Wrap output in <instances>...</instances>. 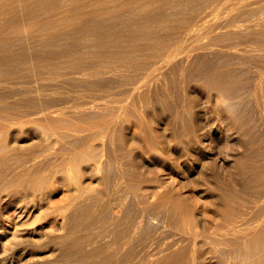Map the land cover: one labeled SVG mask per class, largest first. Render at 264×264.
I'll list each match as a JSON object with an SVG mask.
<instances>
[{
    "label": "rangeland",
    "instance_id": "374dc122",
    "mask_svg": "<svg viewBox=\"0 0 264 264\" xmlns=\"http://www.w3.org/2000/svg\"><path fill=\"white\" fill-rule=\"evenodd\" d=\"M170 8L138 17L140 32L149 31L160 39L158 48H153L151 38L137 40V46L124 45L134 49L131 62L86 63L77 73L62 68L57 74L63 71L64 77L52 76L35 63L15 70L11 98H56L48 111L60 127L48 134L38 120L7 122L0 128V152H19L30 158L29 163L33 158L43 161L52 183L41 199H1L6 215L14 217L0 227V264H77L82 251L114 249L118 231L132 226L131 217H136L138 227L132 228L130 240L126 238L119 251L121 256L133 251L127 264L142 258L143 264H152L148 259L153 253L183 239L176 250L183 248L186 255L196 250L204 264H212L233 256L235 246V236L214 229L212 223L225 226L220 217L253 228L264 223V199H260L264 191V0H183L182 12ZM199 12L206 18L186 35L181 28ZM155 19V25L149 26ZM28 33L27 29L25 36ZM23 73L26 80L20 78ZM68 75L71 82L66 80ZM79 75L95 83L85 89L77 80ZM223 78L231 82L226 92L209 86L208 81ZM60 79L61 86L57 85ZM224 99L235 103V119L229 124L220 113L219 101ZM86 143L95 156L75 163V153L85 151ZM225 190L235 195L228 207L223 201ZM72 200L87 208L88 224L73 233L85 239L83 247L65 259L57 241L68 231ZM199 217L212 220L204 231ZM18 225L21 230L14 235ZM194 233L200 234L198 242L203 237L200 250L197 243H188ZM12 241L17 244L10 254L5 250ZM183 259L179 264H184ZM199 259L197 264H203Z\"/></svg>",
    "mask_w": 264,
    "mask_h": 264
},
{
    "label": "bare ground",
    "instance_id": "6f19581e",
    "mask_svg": "<svg viewBox=\"0 0 264 264\" xmlns=\"http://www.w3.org/2000/svg\"><path fill=\"white\" fill-rule=\"evenodd\" d=\"M186 1L189 2L194 0H186ZM195 1L200 2L201 0H195ZM204 1L207 0H203V2ZM182 3L183 0H0V128L4 127V125L7 124V122L29 123L38 120H41L44 123V132L48 134L58 131V128L60 127L58 120L52 119L51 112L48 111V109H51V107L55 105L54 101L56 100V98H52V99L46 98L44 100L42 99L41 101L36 100V97L28 98V97L20 96L18 98H11L14 94V91L10 86V84L12 83V82L10 83V81L12 80L15 81L12 78V76H14L15 74V70L17 71V69L19 70L20 68L27 69L29 68L30 65L35 63L39 66V69L45 71L50 70L52 76L53 74L54 76H56L58 71H60V69L62 68H66V69L74 68V73H75L76 69L78 71V69L81 68L82 65L86 63L92 65V63L95 62L97 63V61H101L107 64L113 60L131 62L134 59V56L136 55L135 52L132 51L134 49L128 50L125 48L124 45L127 46V44H130L133 46H137V40L151 38L153 39V43H152L153 48H155V46L157 47L159 45V44L157 45V43L159 42L158 40L160 39L159 38L158 40H156L157 37L155 38L153 36V33L151 34L149 31L140 32L142 26L137 24L138 17L144 12L149 10H157L163 13V11L165 12L167 6L170 10H171L170 7H172L174 8V10L178 9L181 11L182 8L185 9V6H187L185 5L184 7L181 8ZM216 7L217 6H213V9ZM173 17L171 16V19H173ZM180 17L181 16H179V18ZM205 18L206 15L201 14L199 12L196 15V18L193 22L190 23L189 21L188 25L183 27V29L181 28L182 23L180 22L181 24H179V27L181 28V30L183 31L185 30L184 33L186 35H189L195 30L196 26L200 22L204 21ZM155 21L156 19L153 20L151 23L149 21V26L150 25L152 26V23ZM178 22L179 20L176 23ZM157 23L158 25H160L158 21ZM158 25L155 27L158 28ZM27 29L29 33L27 36H25V32ZM126 29H130L131 33L128 34L124 33ZM35 38L38 39L39 42L36 41ZM27 39L29 41H27ZM37 43L39 44L40 48L38 47ZM165 46H167V44H165ZM161 48L164 47L162 46ZM87 49H89L90 51H88ZM35 72L37 73V71ZM62 72L61 74L59 73L60 75L57 74V76L58 77L61 75L63 76ZM85 72L82 73V75H84ZM38 73H37V78H38ZM29 74L27 73V75ZM20 75H22V73ZM64 75H66V73ZM73 75L75 76L76 74H72V76ZM82 75H79L78 77L79 79H77L78 81H80L79 83L83 85L81 86L84 87L85 89L91 88V86H93V83L95 82L90 78H86V76L83 77ZM21 77H23L26 80V78L24 77V73L23 76H20V78ZM69 77L70 76L68 75L66 80H70ZM42 80L40 81H42L43 83L44 79ZM226 80H224L223 78V80L217 79L214 82L208 81V83L209 86H213V89L226 92L229 89L228 83H231L228 81L226 82ZM40 81L38 79V83H40ZM54 81L56 82V79ZM69 82H71V80ZM59 83L62 85L61 79L60 81H57V85H60ZM66 83H68V81ZM41 85L42 84H40V86ZM60 86L59 88L57 86L55 87L54 89L55 92H59ZM37 88L39 89L38 86ZM41 90L39 91L41 92ZM42 93L44 94V90L42 91ZM225 99L219 101L220 113L223 117V121L229 124L230 122L232 123V121L234 122L236 108L234 106L235 103L234 104L230 103L232 100L231 101L229 100L230 101L229 102L228 99L227 101H225ZM152 141L156 145L157 143L156 140L153 139ZM81 143L83 144V142ZM83 148L85 149V151L79 150L75 153L74 156L75 163L86 160V158L93 159V157L95 156V153L93 152L94 149L92 150V147L88 145V143L84 144ZM79 149H82V147L79 146ZM1 152H0V202L3 196H6L10 199L17 201L23 200L25 197L28 196H32V197L36 196L39 197L40 199L43 198L45 192L47 191V188L50 187V185H52L51 180L47 177L44 162L38 161L37 159L33 158V161L29 163L30 158L26 155L20 154L19 152L16 153L15 152L1 153ZM72 161L73 159L71 160L70 164L73 167ZM67 162L65 163L66 165ZM73 178L75 179L76 177ZM77 178H79V175H77ZM260 192H261L260 199L262 200L264 199V191L263 192L260 191ZM234 198L235 195L231 194L230 190L227 191L225 190L223 195V201L225 202L226 206L227 203H229L230 201L233 202ZM69 203L70 204L68 205V214H67V220L69 224L68 231L65 234L61 235L59 237V240L57 241V249L63 253L65 259L72 257V253L75 249H80L83 247L85 239L83 237L82 238L75 237L73 233L76 232L79 229V227L81 226L84 227L85 225L88 224V222L84 220V218L86 217L87 208L82 206L75 200H72ZM184 206L186 208V205ZM12 217L14 216L6 215L5 208L0 204V227H6L8 225V223H6V220L7 219L10 220ZM135 218L136 217H131L130 219L132 226L126 228L121 232L118 231L119 234L115 238L116 247L114 249L98 248V249H91L89 251L87 250L82 251L81 256L77 258V261H79L77 264H122L123 262L128 263L127 259H130L132 257L131 254L133 251L130 252L131 254L124 253V255L122 256L119 253V251L123 247L122 245L127 242V241L125 242V239L133 234L132 228L138 227L137 223L135 222ZM220 218L227 222V224L224 223L225 226L217 225L219 221L218 223L214 222L211 224L210 223V221H212L211 219L207 221L206 219L199 217L200 227L201 229H203V231L207 229V226L209 224H211L214 229H219V230L224 229L226 232L232 233L235 236L232 241V243L235 245V246L233 245L234 246L233 256H231L228 259L225 258L217 259V261L212 264H233L234 262H236L237 264H264V223L262 224L258 223L259 226L253 228L252 225L251 227H249L247 224L245 226L243 225L244 222L238 223L237 221L232 220L231 217H220ZM263 220L261 219L262 222H264ZM251 223L253 224V222ZM18 227L19 225L15 229L14 235L15 233H17L18 230H21V228ZM140 227L142 230V227L144 226H140ZM145 229H143V231H145ZM139 236L140 235L138 234L137 237ZM140 237L137 239H140ZM198 237H200V234L194 233L191 235V237H188L187 240L188 243L190 242L191 243L193 242V244L197 243L199 249V246L204 245V242L201 241L203 237H201L200 242H198ZM217 237L218 239L220 238L219 236H216V238ZM131 239L133 238L131 237ZM185 240L186 239L180 241H174L173 243L167 245L165 248L161 247L160 250L157 248L159 251H156L150 256L149 259L148 258L147 259L152 264H179L182 258L185 259L184 264L199 263V261L197 260L199 259V255L198 253H196L195 250L197 249L196 247L194 248L195 251L192 250V253H190L189 255L185 254L183 248L176 250L175 246L180 244V242H184ZM205 240L206 239L204 238V241ZM206 242L208 241H205V245L207 244ZM10 244L11 245L9 249L8 250L6 249L5 251L10 254H13L14 253L13 250L16 249L17 243L16 241H12ZM193 244L192 246L194 247ZM126 253H128V250ZM119 254L121 258L119 257ZM133 255L135 257V252ZM88 258H92V259L89 260ZM199 260L203 263L201 259ZM143 261L144 259L142 258V260L140 261L138 260V262L136 261L133 262L132 264H143Z\"/></svg>",
    "mask_w": 264,
    "mask_h": 264
}]
</instances>
